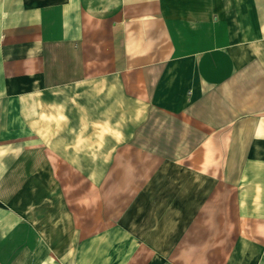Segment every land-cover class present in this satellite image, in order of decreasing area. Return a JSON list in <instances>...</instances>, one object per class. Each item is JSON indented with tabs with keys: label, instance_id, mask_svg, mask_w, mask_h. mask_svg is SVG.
Masks as SVG:
<instances>
[{
	"label": "crops",
	"instance_id": "1",
	"mask_svg": "<svg viewBox=\"0 0 264 264\" xmlns=\"http://www.w3.org/2000/svg\"><path fill=\"white\" fill-rule=\"evenodd\" d=\"M203 97L228 124L210 166L132 141L152 102L175 116ZM103 125L122 141L102 146ZM56 151L110 152L111 184L136 162L141 189L55 191ZM0 264H264V0H0Z\"/></svg>",
	"mask_w": 264,
	"mask_h": 264
},
{
	"label": "rangeland",
	"instance_id": "2",
	"mask_svg": "<svg viewBox=\"0 0 264 264\" xmlns=\"http://www.w3.org/2000/svg\"><path fill=\"white\" fill-rule=\"evenodd\" d=\"M204 99L205 98L203 97V101L198 102L197 107L195 106V104H193V102H191V104H187L184 109L185 114H178L175 116H164V112L161 111V108H159V106L152 102V106L150 108L144 109L146 111L144 116V122L143 124H140L143 125L144 128L142 130V133H139L137 135L135 134L134 136H132V141L138 143H145V148H147V150L152 151V153L149 152L151 155H161V158H159L160 160L169 158L171 159L173 157H176L177 162H179L180 164H185L186 162L195 163L199 161L198 163H201V165L199 166L200 169H203L206 165L210 166L213 161H211V156L210 159L207 160V152H209L210 155L215 153H221L219 150L221 146H219L218 142L216 141V138H212L211 134L222 132L223 129H227L228 124L222 125L221 119L217 120L209 118V125H207V118L205 112L207 110V105ZM135 125L139 126V123ZM229 126L231 132L230 136L225 137V139L228 140L226 141V152L224 153H227L228 156L231 158V161L233 162L237 153V145L236 137L233 135V126L232 124ZM207 127L210 128L209 135L206 134ZM212 129H214L213 132ZM105 130L108 129L103 125L101 135L102 146L103 143H108L109 138L111 137H113L114 139L117 138L118 142L122 141L121 138L123 136L104 135ZM192 139H196V141L193 142V145L189 143ZM208 139L210 141V150L206 152ZM57 141L59 142L60 140ZM190 147H192L193 149L188 150V148ZM179 148H182L183 150H179ZM53 153V157L55 158V166L53 171L55 175V191H60L61 188H63V190L69 192L75 191L76 193H83L86 197H88V192H92L93 190H96V188L98 190H108L110 189L111 185L114 189H117L118 191L124 193L126 191L129 192L135 190L136 186H138L137 189L140 188L141 181L138 183L132 181H125L126 178L129 176L130 178H132L131 175H133L135 171L137 172L139 170V168H137L136 166V162H134V164H131V166L128 167H125V162L121 163V161H118L116 165L114 164L112 166V175L119 176L118 182H112L111 184V182H109V179L104 178V175L106 173H109L110 169V152H101L103 154L102 161H99V164L96 163V165L90 164L85 161H78V153L76 152L74 154L70 153L69 164L67 163V160H62V152L56 151ZM94 153L95 155L97 154V152L95 151H86L82 154H85V156H92V154ZM193 158H195L196 161L193 162ZM214 171L216 176L225 177L227 179H231V177L233 176L232 178L235 179L234 175L236 167L233 165H231V167H214ZM114 177H112V180L116 179ZM93 180H98V182L95 184ZM232 185L234 187H237L238 184L234 181ZM86 200L88 201V199ZM165 202H168V200H155V210H160L161 206ZM173 206L174 203L169 204L168 208H166V212L160 214L158 221H160V224L164 227H170L172 226V224L179 220L178 214L171 211V208ZM165 233L168 234L169 232L166 231Z\"/></svg>",
	"mask_w": 264,
	"mask_h": 264
}]
</instances>
